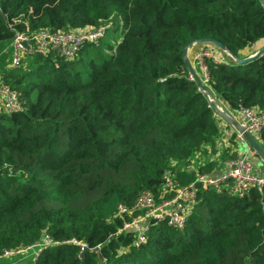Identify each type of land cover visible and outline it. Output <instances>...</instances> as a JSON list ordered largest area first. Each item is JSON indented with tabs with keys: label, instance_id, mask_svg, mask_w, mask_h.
Instances as JSON below:
<instances>
[{
	"label": "trees",
	"instance_id": "trees-1",
	"mask_svg": "<svg viewBox=\"0 0 264 264\" xmlns=\"http://www.w3.org/2000/svg\"><path fill=\"white\" fill-rule=\"evenodd\" d=\"M99 28L102 35L71 59L26 52L10 67L3 53L15 31ZM109 34L120 38L113 43ZM204 38L247 57L264 40L263 4L0 0V68L25 104L0 113V256L33 247L31 261L28 254L0 263L264 264V185L243 197L229 187L200 189L182 229L152 223L143 244L121 231L132 215L118 214V206L132 208L146 191L158 196L165 172L187 186L219 163L209 155L218 152L224 120L184 59L185 48ZM204 46L211 55L197 71L206 72L223 108L233 116L241 109L264 112V55L237 64L215 57L214 44ZM259 143L264 149V129ZM238 154L225 148L222 159ZM46 237L52 243L36 246ZM83 245L89 250L81 257Z\"/></svg>",
	"mask_w": 264,
	"mask_h": 264
},
{
	"label": "built area",
	"instance_id": "built-area-1",
	"mask_svg": "<svg viewBox=\"0 0 264 264\" xmlns=\"http://www.w3.org/2000/svg\"><path fill=\"white\" fill-rule=\"evenodd\" d=\"M9 26L13 28L12 24ZM102 33L103 28L82 32L44 30L29 35L15 31L12 43L3 50V53L10 54L9 59L6 60L10 67H17L26 52L38 53L42 56L57 54L60 57L71 59L76 56L85 42L96 41ZM24 42L27 43V47L24 46ZM202 54L211 55L209 51ZM203 79L206 83V72ZM23 109H25V104L19 91L7 83L3 67L0 68V113L12 114ZM237 118L242 127L252 136L260 135L264 129V112L241 109ZM236 139L244 141L239 132L236 134ZM216 167L212 172L198 173L196 181L187 186H181L175 180L173 172H165L162 189L158 196L146 191L141 193L132 208L122 204L118 206V214L130 213L132 215V219L124 223L121 231L130 230L136 234L137 244H143L148 240V232L152 223L164 222L182 229L198 202L200 189L221 191L229 187L234 195L243 197L251 187L264 185V173L257 171L249 153L226 159L221 158ZM49 243H52V240L46 237L43 243L36 246L40 248ZM85 246L83 245V248ZM31 248L33 247L7 250L0 258L23 254ZM39 252L38 249L33 253L34 259Z\"/></svg>",
	"mask_w": 264,
	"mask_h": 264
},
{
	"label": "water",
	"instance_id": "water-1",
	"mask_svg": "<svg viewBox=\"0 0 264 264\" xmlns=\"http://www.w3.org/2000/svg\"><path fill=\"white\" fill-rule=\"evenodd\" d=\"M260 2L264 6V1L260 0ZM209 43L214 44L219 49H221L222 51L226 52L231 57L230 60H232V62H235L237 64L247 63V62H250V61L254 60L255 58H257V57H259L261 55H264V47H262L260 50L256 51L255 53H253V54H251V55H249V56H247L245 58H241V57L231 53L220 42H218V41H216L214 39L204 38V39H200V40H196V41L192 42L184 50V59H185L186 65L188 67L190 76H191L192 79H194L197 82V84L199 85L200 89L208 97V99H209V101L211 103V106L215 109V111L220 115L221 118H223L228 124H230L239 133L242 134L243 140L246 142V144L249 146V148H251L260 157V159L264 161V150L261 148V146L259 145L257 140L242 127V125L240 124V122L236 118H234L232 115H230L228 112H226L223 108H221L216 103L215 99L212 97L211 90H210L209 86L205 83L204 79L200 76V74L197 72V70L192 65V63H191V61L189 59L188 51L193 45L209 44ZM24 46L27 47V43L26 42H24ZM99 249H100L99 247H96L93 250L94 251H98ZM88 250H89L88 247L85 246L83 248L82 253H81V257H83Z\"/></svg>",
	"mask_w": 264,
	"mask_h": 264
},
{
	"label": "rangeland",
	"instance_id": "rangeland-1",
	"mask_svg": "<svg viewBox=\"0 0 264 264\" xmlns=\"http://www.w3.org/2000/svg\"><path fill=\"white\" fill-rule=\"evenodd\" d=\"M109 38H110V40L114 43V42H116V41H118V39L120 38V35H117V36H114V35H112V34H109ZM262 47H264V40L263 41H261V42H259V43H257V44H255V45H253L251 48H249L248 49V51L246 50L245 52H251V51H254V52H256V51H258V50H260ZM218 50H220L221 51V49H218ZM218 50H217V52H218ZM209 50L207 49V48H205V46H204V44H197V45H193L190 49H189V51H188V56H189V59H190V61H191V63H192V65L195 67V69L197 70V67L198 66H203V57L204 56H206V55H203L202 53L203 52H208ZM210 53V52H209ZM211 54V53H210ZM225 58H229V59H231V57L230 56H227V57H225ZM218 59H220V58H218ZM204 68V67H203ZM198 72V71H197ZM199 73V72H198ZM202 73H204V71L202 72ZM200 75H201V77L203 78V74H201L200 73ZM212 97L215 99V101H216V103L221 107V108H223V106H222V104H221V102L219 101V99L217 98V97H215L214 95H212ZM224 110H225V108H223ZM226 111V110H225ZM227 112V111H226ZM217 113V112H216ZM218 114V113H217ZM239 114V113H238ZM219 115V114H218ZM220 116V115H219ZM223 119V118H222ZM224 120V119H223ZM221 123H223L224 124V126H225V124H226V121L224 120V121H221ZM256 140H257V142L259 143V135H254L253 136ZM219 140V145H220V147H222L223 148V151L225 150V148H229V153L230 152H233L234 150H238V152H239V154L240 153H244L245 151L243 150V146H245L246 145V142L245 141H242L240 144H239V146H242L241 147V150H239L238 148H237V145H236V141H234V142H232V141H230V140H228V142H225V139H224V137H222V135L220 136V138L218 139ZM259 145L261 146V144L259 143ZM261 148L263 149V147L261 146ZM264 150V149H263ZM249 155L251 156V159H252V161H253V163L254 164H256V163H258V166H264V161L263 160H261L260 159V157L250 148V151H249ZM196 164L198 163V161H199V159H196ZM263 164V165H262ZM194 164L193 163H190L189 164V169L190 170H192L193 168H194V166H193ZM198 165V164H197ZM216 164H214V166H215ZM217 168V167H216ZM215 168V169H216ZM214 170V169H213ZM212 170V171H213ZM262 173V172H261ZM28 254H30L29 255V257L27 258V260H29V261H31L32 259H31V257H32V254L30 253V252H25V253H23V254H19V255H13V256H11V257H14V258H16V256H22V255H28ZM27 260H25L24 262H27Z\"/></svg>",
	"mask_w": 264,
	"mask_h": 264
},
{
	"label": "crops",
	"instance_id": "crops-1",
	"mask_svg": "<svg viewBox=\"0 0 264 264\" xmlns=\"http://www.w3.org/2000/svg\"><path fill=\"white\" fill-rule=\"evenodd\" d=\"M252 52H254V51H251V52H248L247 54H245L246 56H249V55H251L252 54ZM255 53V52H254ZM213 54V53H212ZM214 56L215 57H217V58H223V59H225V57H227V56H229L226 52H224V51H220V50H218V52H214ZM201 76V75H200ZM233 116V115H232ZM234 118H236V119H238L237 117H239V114L238 115H236L235 113H234V116H233ZM227 125V122H226V124H225V126H224V124L223 123H221V128H222V137H224V139H225V142H228V140H232L231 139V137H232V133H233V131L232 130H235L236 132H238L234 127H232L233 129H231V128H229V127H227L226 126ZM234 141H236V145H237V148L239 149V150H241V147L242 146H239V144L242 142V141H238L236 138L234 139ZM219 140L217 141V150H218V152H217V154L215 155V157H213V155H209V158L211 159V158H217V161L219 160V159H221L222 158V153H223V148L222 147H220V145H219ZM221 149V150H220ZM243 150L245 151L244 153H249V151H250V148H249V146L246 144L245 146H243ZM240 154H242V153H240ZM239 155V154H238ZM199 157V156H198ZM194 162V161H193ZM192 162V163H193ZM204 163V162H203ZM263 165V164H262ZM255 167H256V169H257V171L259 172V173H264V166H258V163H256L255 164ZM0 264H3V263H0Z\"/></svg>",
	"mask_w": 264,
	"mask_h": 264
},
{
	"label": "bare ground",
	"instance_id": "bare-ground-1",
	"mask_svg": "<svg viewBox=\"0 0 264 264\" xmlns=\"http://www.w3.org/2000/svg\"><path fill=\"white\" fill-rule=\"evenodd\" d=\"M97 43V42H96ZM205 72L203 73V76H204Z\"/></svg>",
	"mask_w": 264,
	"mask_h": 264
}]
</instances>
